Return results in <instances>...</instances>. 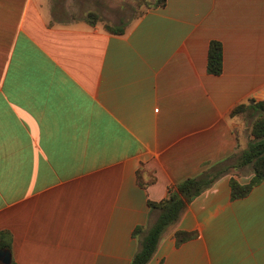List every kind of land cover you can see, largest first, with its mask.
<instances>
[{
    "label": "crops",
    "instance_id": "obj_1",
    "mask_svg": "<svg viewBox=\"0 0 264 264\" xmlns=\"http://www.w3.org/2000/svg\"><path fill=\"white\" fill-rule=\"evenodd\" d=\"M95 10L0 0V264H129L134 227L158 214L147 201L252 137L230 111L264 99V0H166L122 33ZM244 166L188 202L146 264H264V179L231 196Z\"/></svg>",
    "mask_w": 264,
    "mask_h": 264
},
{
    "label": "trees",
    "instance_id": "obj_2",
    "mask_svg": "<svg viewBox=\"0 0 264 264\" xmlns=\"http://www.w3.org/2000/svg\"><path fill=\"white\" fill-rule=\"evenodd\" d=\"M166 0H154L151 6H162ZM141 13V12H140ZM90 22L98 19L95 12H87ZM105 28L111 32L122 33L125 24L112 25L105 23ZM222 43L218 39H211L207 52V69L211 73L218 74L222 70ZM250 110L254 113L250 126V134L247 145L240 150L233 161L222 159L214 162L198 174L187 176L182 180L168 186L167 194L160 200H148L151 209H157L158 214L148 226L137 224L132 234L138 241V248L132 255L129 264H146L156 250L162 233L180 217L181 212L195 196L212 185L214 180L230 168L251 164L253 175L246 183H240L235 177H230L231 196L245 195L250 188L264 179V99L249 98L247 101L236 104L230 111V115L243 113ZM192 235L190 231L178 230L176 237L178 242ZM7 245L3 239L0 247Z\"/></svg>",
    "mask_w": 264,
    "mask_h": 264
},
{
    "label": "rangeland",
    "instance_id": "obj_3",
    "mask_svg": "<svg viewBox=\"0 0 264 264\" xmlns=\"http://www.w3.org/2000/svg\"><path fill=\"white\" fill-rule=\"evenodd\" d=\"M66 3L67 7L70 8L74 3H79L80 7L84 8L89 5L90 1L93 0H59ZM89 1V2H88ZM96 13L98 18L103 19L109 24H121L127 22L133 16L138 15L145 8L150 7L154 0H94ZM247 123V128L250 133L251 122L254 117V113L250 110L242 113ZM252 171L251 164L245 165L238 169V173Z\"/></svg>",
    "mask_w": 264,
    "mask_h": 264
}]
</instances>
